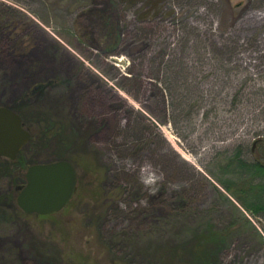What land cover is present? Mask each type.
I'll use <instances>...</instances> for the list:
<instances>
[{
	"label": "rangeland",
	"instance_id": "1",
	"mask_svg": "<svg viewBox=\"0 0 264 264\" xmlns=\"http://www.w3.org/2000/svg\"><path fill=\"white\" fill-rule=\"evenodd\" d=\"M0 106L26 165L78 175L54 216L0 215V264H264V217L214 179L264 140V0H0Z\"/></svg>",
	"mask_w": 264,
	"mask_h": 264
},
{
	"label": "water",
	"instance_id": "2",
	"mask_svg": "<svg viewBox=\"0 0 264 264\" xmlns=\"http://www.w3.org/2000/svg\"><path fill=\"white\" fill-rule=\"evenodd\" d=\"M31 133L12 109L0 106V156L16 159ZM26 185L17 197L19 207L28 214L52 215L60 212L72 198L77 185V171L68 160L30 165Z\"/></svg>",
	"mask_w": 264,
	"mask_h": 264
},
{
	"label": "trees",
	"instance_id": "3",
	"mask_svg": "<svg viewBox=\"0 0 264 264\" xmlns=\"http://www.w3.org/2000/svg\"><path fill=\"white\" fill-rule=\"evenodd\" d=\"M169 95L172 97V100L177 97V101L180 105H182L183 100L188 93L183 96L181 91L176 93V91L169 89ZM199 98L200 95L198 96V99ZM201 99L203 100V97ZM172 106L173 110L177 109L174 102L171 103V107ZM24 125L26 126L25 123ZM244 151L245 149L243 148H237V150L233 153L234 155L229 159L230 162L228 166H233L231 175L236 178L232 184H225L216 177H214V179L246 211L251 212L255 217H264V140H258L255 144L250 145V152L258 155V157H255L252 160L251 158H246V156H244ZM28 166L29 165H26L23 161L21 153L15 160H10L0 156V186L5 178L12 179L10 181H12L14 190L10 192L8 197L10 200L15 201V203L20 189L25 184V171ZM258 180L259 182H257ZM0 215H3L4 219L9 222H13L15 220L17 221L19 216L29 218L30 216L35 215L36 217L44 219L54 216L27 214L19 208L17 203L10 209L2 202H0Z\"/></svg>",
	"mask_w": 264,
	"mask_h": 264
}]
</instances>
